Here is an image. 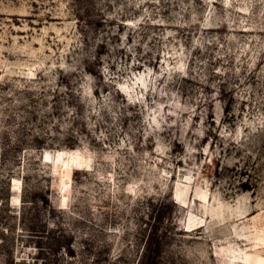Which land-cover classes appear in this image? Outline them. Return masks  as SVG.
<instances>
[{
  "label": "rangeland",
  "instance_id": "374dc122",
  "mask_svg": "<svg viewBox=\"0 0 264 264\" xmlns=\"http://www.w3.org/2000/svg\"><path fill=\"white\" fill-rule=\"evenodd\" d=\"M264 264V0H0V264Z\"/></svg>",
  "mask_w": 264,
  "mask_h": 264
},
{
  "label": "trees",
  "instance_id": "16d2710c",
  "mask_svg": "<svg viewBox=\"0 0 264 264\" xmlns=\"http://www.w3.org/2000/svg\"><path fill=\"white\" fill-rule=\"evenodd\" d=\"M150 264H158L155 260H153V262H151Z\"/></svg>",
  "mask_w": 264,
  "mask_h": 264
}]
</instances>
